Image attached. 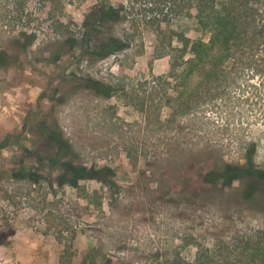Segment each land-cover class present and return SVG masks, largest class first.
Returning a JSON list of instances; mask_svg holds the SVG:
<instances>
[{"label":"rangeland","instance_id":"rangeland-1","mask_svg":"<svg viewBox=\"0 0 264 264\" xmlns=\"http://www.w3.org/2000/svg\"><path fill=\"white\" fill-rule=\"evenodd\" d=\"M228 15L221 72L186 81ZM248 32L264 0H0V264H264L263 197L209 181L264 170ZM110 37L125 47L102 56Z\"/></svg>","mask_w":264,"mask_h":264},{"label":"trees","instance_id":"trees-1","mask_svg":"<svg viewBox=\"0 0 264 264\" xmlns=\"http://www.w3.org/2000/svg\"><path fill=\"white\" fill-rule=\"evenodd\" d=\"M118 17L119 14L112 7H109L102 10L99 18L93 24H88L86 27L88 28L91 26L92 32L100 34L98 23H103L105 21L110 22L118 19ZM229 18L230 15L225 16L216 22V32L212 34V38L208 44L196 43L193 45L192 51L196 58L190 59L186 63L183 73L186 81L190 82L192 75L196 73H202L203 80H205L209 79L211 75H218L221 72V68L223 67L220 66L221 56H225L233 48V41L237 37L242 36L230 27L232 23H229ZM249 33L250 32H248V39L250 45L248 55H250V58H248V62L255 65V67H259L262 64V60L259 59L260 56H258V50L254 44L258 45L256 40L264 36V34H262L263 32H255L250 38ZM102 42V50L104 51L101 54L102 56H106L114 50H121L125 47V45L122 44V41L115 37H110L108 40L102 39ZM2 59H4V53L0 52V64H2ZM207 59H209V61ZM254 148L255 146H253V151H255ZM247 160L248 162L246 165L230 163L223 164L209 174L210 183L219 180L226 185H230L236 180L244 181L243 197L248 200L255 199L256 197H263L264 199V170H259L255 167L253 158H248ZM68 169L69 171H72V175L70 174L72 177L71 179H74L76 176L74 167L70 165ZM261 201L264 203V200Z\"/></svg>","mask_w":264,"mask_h":264}]
</instances>
